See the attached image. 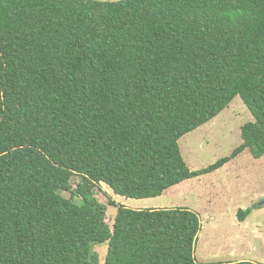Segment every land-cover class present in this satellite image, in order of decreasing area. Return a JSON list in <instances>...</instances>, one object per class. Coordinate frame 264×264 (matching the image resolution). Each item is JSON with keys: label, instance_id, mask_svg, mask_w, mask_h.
Here are the masks:
<instances>
[{"label": "trees", "instance_id": "obj_1", "mask_svg": "<svg viewBox=\"0 0 264 264\" xmlns=\"http://www.w3.org/2000/svg\"><path fill=\"white\" fill-rule=\"evenodd\" d=\"M237 97L243 144L191 171L179 141ZM246 150L264 158V0H0V264H199L197 213L110 227L95 189L159 198Z\"/></svg>", "mask_w": 264, "mask_h": 264}, {"label": "rangeland", "instance_id": "obj_2", "mask_svg": "<svg viewBox=\"0 0 264 264\" xmlns=\"http://www.w3.org/2000/svg\"><path fill=\"white\" fill-rule=\"evenodd\" d=\"M117 2L120 0H95ZM254 117L237 97L216 119L179 141L181 154L191 171L203 170L219 160L230 157L243 144L241 129L253 123ZM80 178H72L75 189ZM65 199L70 193L64 192ZM96 199L106 206V223L112 227L118 207L132 210L183 208L197 213L202 229L198 235L195 256L199 264H228L247 261L264 264V158L256 160L246 150L222 169L194 178L168 190L162 197L144 200L115 195L107 185L95 189ZM117 206H112L111 204ZM250 209L251 215L241 223L240 210ZM108 245H94L99 264H104Z\"/></svg>", "mask_w": 264, "mask_h": 264}, {"label": "crops", "instance_id": "obj_3", "mask_svg": "<svg viewBox=\"0 0 264 264\" xmlns=\"http://www.w3.org/2000/svg\"><path fill=\"white\" fill-rule=\"evenodd\" d=\"M148 203H150V200H149V199H144L143 202H140V203H139V206L143 205V207H146V206H147L146 204H148ZM147 210H159V209H147ZM237 262H242V260L237 261ZM237 262H236V263H237ZM234 263H235V262H234Z\"/></svg>", "mask_w": 264, "mask_h": 264}, {"label": "water", "instance_id": "obj_4", "mask_svg": "<svg viewBox=\"0 0 264 264\" xmlns=\"http://www.w3.org/2000/svg\"><path fill=\"white\" fill-rule=\"evenodd\" d=\"M260 206H264V199H263L262 202L260 203Z\"/></svg>", "mask_w": 264, "mask_h": 264}]
</instances>
